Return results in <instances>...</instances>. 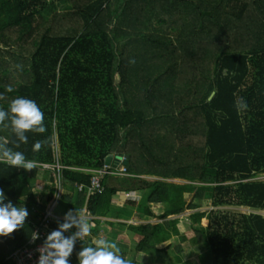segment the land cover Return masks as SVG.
Listing matches in <instances>:
<instances>
[{"label":"trees","instance_id":"1","mask_svg":"<svg viewBox=\"0 0 264 264\" xmlns=\"http://www.w3.org/2000/svg\"><path fill=\"white\" fill-rule=\"evenodd\" d=\"M17 97L36 102L46 131L27 132L16 148L10 120L0 124V144L36 164L0 163L5 203L29 213L0 237V264H15L8 257L41 224L57 193L54 170L42 166L56 161L59 217L68 208L96 214L118 192H139V211L152 216L150 204L161 203L165 212L161 224L128 227L141 237L137 252L189 241L180 219L168 218L197 210L189 229L200 264H264V217L217 209L264 210V180H255L264 175V0H0V109ZM110 155L126 158L128 175L102 176L104 190L88 196L89 170H115ZM203 219L208 226L194 228ZM88 246L77 243L69 264Z\"/></svg>","mask_w":264,"mask_h":264},{"label":"clouds","instance_id":"2","mask_svg":"<svg viewBox=\"0 0 264 264\" xmlns=\"http://www.w3.org/2000/svg\"><path fill=\"white\" fill-rule=\"evenodd\" d=\"M6 120H10L11 130L17 137L16 148H19L20 143L28 142L27 132L46 131L43 123L44 113L31 99L17 97L11 101L7 111L0 109V124ZM42 146V141H36L33 151H39ZM0 163L25 170L36 167L35 162L26 159L24 153L15 151L5 144H0ZM6 199L3 189L0 188V237L10 236L22 228L29 215L25 207L14 206L11 201L5 203ZM73 228L76 229L75 232H71ZM65 232L71 234L65 236ZM90 235L91 224L87 216L76 210L68 211L64 215L63 222L47 235L43 246L38 249L40 252L38 264H69V257L74 251L76 241H82ZM35 238L37 237L33 239ZM78 264H131V261L124 258L115 242L99 238L94 246L82 247L78 253Z\"/></svg>","mask_w":264,"mask_h":264},{"label":"crops","instance_id":"3","mask_svg":"<svg viewBox=\"0 0 264 264\" xmlns=\"http://www.w3.org/2000/svg\"><path fill=\"white\" fill-rule=\"evenodd\" d=\"M114 160H115L114 163H116V165L119 164L118 157H115ZM46 190L42 189L43 191L41 195L42 199H47V195H48L47 193L49 192L48 190L47 191ZM89 195L90 193H88V196ZM143 198H144L143 193H139V192L127 193L120 191L114 196H112L111 199L108 198L107 199L108 204L104 205V207L96 214L90 212L87 209V207L83 208L82 212L79 213H83L85 216H87L91 224V235L87 236L85 241H88V239L91 240L92 245H95V241L99 238H104L106 240L115 242L120 248L121 254L124 256V258L131 261V264H135L134 259L133 258L130 259L132 257L131 250H133V252L138 253L137 255H135L134 253L135 255L134 258L137 257L139 259H141V256L139 255H141L143 252H146L150 255L151 253L152 255L153 254L164 255L163 252L158 251L161 250L160 246H157L158 250L152 249L150 252L148 250L137 252L135 248L139 240H141V237H138L135 233L129 230L128 229L129 226H134V227H139L142 225L155 226L163 223L162 220L160 219V217L163 216V214H161L160 216V214L154 212L151 208V204H155V203L150 204L152 216H147V214L139 211L138 204L143 203L144 201ZM131 202H135V205L129 204ZM156 204L159 205L160 203H156ZM70 210L73 212L75 211L72 208H68L66 209L65 212L60 213L62 217V222L64 215ZM152 220H158V222L154 225L153 223H151ZM176 256H177L175 257L176 260L180 258V254H178V252Z\"/></svg>","mask_w":264,"mask_h":264},{"label":"rangeland","instance_id":"4","mask_svg":"<svg viewBox=\"0 0 264 264\" xmlns=\"http://www.w3.org/2000/svg\"><path fill=\"white\" fill-rule=\"evenodd\" d=\"M64 9V6L62 4H58V11H62ZM118 81H119V77H117ZM56 147V145L53 144V148ZM44 170L40 171L37 173V179L38 181L42 180L44 178ZM145 180L152 182L155 180H158V177L155 176H146L144 177ZM255 180L257 181H263L264 180V175H259ZM44 181V180H43ZM169 182H174V183H179V184H186L187 181L185 180H181V179H169L167 180ZM45 190V189H44ZM47 191V190H46ZM186 197L189 200H192V194H186ZM128 198V197H127ZM151 208L154 212H157L158 214H164L165 212V206L163 204H159L157 205L155 204H151ZM213 208L211 207H202L200 209H198L199 211H208V210H212ZM217 209H222V210H230L232 212H237V213H245V214H251V213H256V214H260V216L264 217V211L262 210H257V211H253V209L249 208V207H221V208H217ZM197 210H186L184 213L180 214V216H171L168 218V220H176V219H180V224L178 225L181 234L182 235H187L189 241L184 242L182 241V239L180 237L175 236L169 243L165 244V245H160V247L162 248H166L168 245H172L170 250H168V253H165L164 255H158V254H153L151 253L148 254L146 252H143L141 255V259L139 258H134L135 255H137L138 253L133 252V250H131V258L130 259H134L135 264H178V259L176 260V248L177 247H181L182 248V253H180V259L182 260L183 263H187V264H200L199 261V255L202 252V249L197 246L196 243L193 242V233L192 230L189 229V225H190V214L192 212H195ZM205 220V219H204ZM158 222V220H152L151 223H153L154 225ZM163 222V221H162ZM143 224V223H142ZM147 224V223H145ZM208 226V221L206 220V223L203 222V220H201L199 225H195L194 228H199V227H207ZM174 241V242H173ZM136 248V247H135ZM135 253V255H134ZM157 255V256H156Z\"/></svg>","mask_w":264,"mask_h":264},{"label":"built area","instance_id":"5","mask_svg":"<svg viewBox=\"0 0 264 264\" xmlns=\"http://www.w3.org/2000/svg\"><path fill=\"white\" fill-rule=\"evenodd\" d=\"M126 160L124 156H121L119 158V164L115 166V170L111 169V166L106 165L102 169L99 170H89L93 173V177L91 179V185L88 188V192L92 193L94 191L102 192L104 190V187L101 183V178L104 175L107 174H115L118 176H126L127 171L125 166L123 165V162ZM43 169L49 168L50 170H54V181H56L57 184V193L56 196L52 200L49 201L47 208L44 213V217L41 219V224L36 227L35 232L33 234V238L37 237L35 239H31L26 245L21 246L20 248L15 249L8 259L13 261L15 264H38V259L40 256V252L38 251L39 248L43 246V240L47 237V235L53 231L56 230V227H53L54 221L62 220L61 217L57 214V207L59 204V201L64 194V188H63V178L62 174L60 172L62 166L56 161V164L48 166H42ZM79 190H82V187H79ZM86 240V237L80 241L77 240L76 244L79 242H84ZM75 244V245H76Z\"/></svg>","mask_w":264,"mask_h":264},{"label":"water","instance_id":"6","mask_svg":"<svg viewBox=\"0 0 264 264\" xmlns=\"http://www.w3.org/2000/svg\"><path fill=\"white\" fill-rule=\"evenodd\" d=\"M113 158H114V156H113V155H110V156L107 158V163L110 164V163L113 161ZM118 160H119V158H118ZM118 160H117V161H118ZM123 164H125V161L123 162Z\"/></svg>","mask_w":264,"mask_h":264}]
</instances>
